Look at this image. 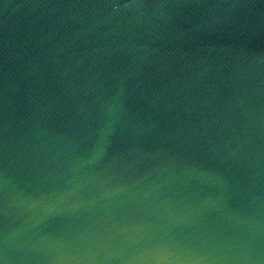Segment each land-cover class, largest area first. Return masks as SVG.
Returning <instances> with one entry per match:
<instances>
[{
    "label": "water",
    "instance_id": "95a60500",
    "mask_svg": "<svg viewBox=\"0 0 264 264\" xmlns=\"http://www.w3.org/2000/svg\"><path fill=\"white\" fill-rule=\"evenodd\" d=\"M0 264H264V0H0Z\"/></svg>",
    "mask_w": 264,
    "mask_h": 264
}]
</instances>
